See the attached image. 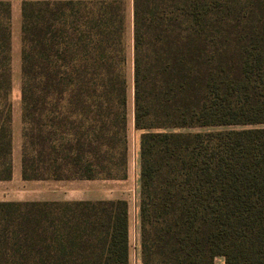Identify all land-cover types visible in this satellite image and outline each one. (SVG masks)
<instances>
[{"label": "trees", "instance_id": "trees-1", "mask_svg": "<svg viewBox=\"0 0 264 264\" xmlns=\"http://www.w3.org/2000/svg\"><path fill=\"white\" fill-rule=\"evenodd\" d=\"M12 19L0 0V181ZM21 80L23 180L126 179L132 91L142 263L264 264V0H24ZM0 264H130L129 203L0 201Z\"/></svg>", "mask_w": 264, "mask_h": 264}, {"label": "rangeland", "instance_id": "rangeland-1", "mask_svg": "<svg viewBox=\"0 0 264 264\" xmlns=\"http://www.w3.org/2000/svg\"><path fill=\"white\" fill-rule=\"evenodd\" d=\"M12 3V91L10 100L12 102V126L16 131V140H20L22 129L21 115V4L24 0H9ZM131 3V0H127ZM129 8V22H132V13ZM131 13V14H130ZM129 38L132 40V27L129 28ZM133 119V93L130 92L129 102V164L128 177L124 180H115V188L123 190L129 201L130 215V264H143L140 250V225H139V200H140V162H139V133L134 128ZM230 128V127H229ZM214 130L224 129V127L211 128ZM15 140V141H16ZM14 157L20 155V143H16ZM18 146V152H17ZM108 184V183H107ZM23 191L22 188H20ZM13 198H26V192H21L12 196Z\"/></svg>", "mask_w": 264, "mask_h": 264}, {"label": "crops", "instance_id": "crops-1", "mask_svg": "<svg viewBox=\"0 0 264 264\" xmlns=\"http://www.w3.org/2000/svg\"><path fill=\"white\" fill-rule=\"evenodd\" d=\"M19 134L20 140L19 138L16 140V131L13 129V176L10 180L0 181V201H82L103 199H125L128 201L127 197L123 195V190L116 189L115 184H111L115 180H23L21 131ZM16 143H20V155L14 157ZM21 192H26V198L15 199L12 197ZM214 264L226 263L224 258L219 257L215 259Z\"/></svg>", "mask_w": 264, "mask_h": 264}]
</instances>
